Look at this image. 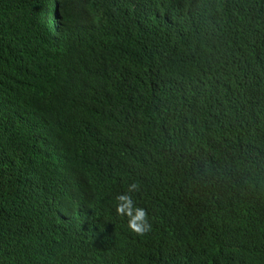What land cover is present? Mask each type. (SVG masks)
Instances as JSON below:
<instances>
[{
    "label": "trees",
    "instance_id": "16d2710c",
    "mask_svg": "<svg viewBox=\"0 0 264 264\" xmlns=\"http://www.w3.org/2000/svg\"><path fill=\"white\" fill-rule=\"evenodd\" d=\"M0 264H264V0H0Z\"/></svg>",
    "mask_w": 264,
    "mask_h": 264
},
{
    "label": "clouds",
    "instance_id": "9594fccd",
    "mask_svg": "<svg viewBox=\"0 0 264 264\" xmlns=\"http://www.w3.org/2000/svg\"><path fill=\"white\" fill-rule=\"evenodd\" d=\"M122 201H124V207L126 208L128 206V202L124 197L120 198ZM122 211L123 209H118ZM130 227L133 228L134 231L137 232H142L145 230V225H144V214L142 211H138L133 218V220L130 223Z\"/></svg>",
    "mask_w": 264,
    "mask_h": 264
}]
</instances>
